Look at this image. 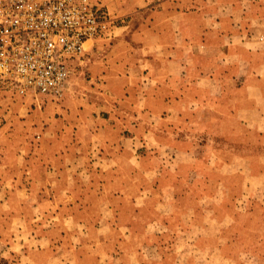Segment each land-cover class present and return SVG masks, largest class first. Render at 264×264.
Returning <instances> with one entry per match:
<instances>
[{
    "label": "crops",
    "instance_id": "0c3cea01",
    "mask_svg": "<svg viewBox=\"0 0 264 264\" xmlns=\"http://www.w3.org/2000/svg\"><path fill=\"white\" fill-rule=\"evenodd\" d=\"M103 4L113 37L92 45L59 105L21 119L10 115L20 100L0 101L1 118L27 127L0 129L20 144L12 181L44 189L28 210L48 203L76 219L64 228L107 240L61 244L74 262L52 245L46 264H172L185 229L204 248L239 232L241 217L259 226L264 0Z\"/></svg>",
    "mask_w": 264,
    "mask_h": 264
},
{
    "label": "rangeland",
    "instance_id": "374dc122",
    "mask_svg": "<svg viewBox=\"0 0 264 264\" xmlns=\"http://www.w3.org/2000/svg\"><path fill=\"white\" fill-rule=\"evenodd\" d=\"M97 2L105 7L103 0H97ZM108 16L111 17L109 14ZM111 19L114 18L111 17ZM119 20L118 18L117 21ZM113 26L115 27V23L112 24V28ZM112 28L101 40H109L113 37ZM63 99L54 103L59 105ZM1 100H9L12 104L20 100L21 104L10 107V115L21 119L30 115L31 111L29 110H34V107L40 111L47 101L40 98L18 97L9 89L0 86ZM1 108L2 105H0ZM20 120L16 122L13 120L5 121L0 116V129L3 126H8V129L14 128L15 131H20V128L26 129V126H20ZM16 145L19 146L20 144L15 138L4 139L0 136V264H46L48 249L52 245L58 246V248L53 249L57 253L54 255H63L64 259L73 261L72 251L62 250L61 244L64 245V248H68L69 240L76 244L80 242L92 243L94 240L107 242L105 237L98 239L94 234L84 236L73 231V227L64 228L72 223V219H76L56 217L58 211L54 212L48 203H42L39 209L28 210L29 201L26 202L28 194L31 193L32 204L38 207L36 204L38 197L35 194L37 193L38 196L40 189L42 192L44 189L40 188L39 185L29 186L28 181H12L13 174H16L13 169L14 165L20 169L19 176L23 174V162L14 160L15 151L13 152V148ZM6 151L11 152L7 155V159L2 154ZM4 164H9L11 168H4ZM260 181H264L263 176H261ZM260 213L264 215L263 210ZM30 214L34 216H30ZM263 215L259 219L260 225L253 229L255 224L249 225L248 217H241L242 229L240 228L239 232L227 233L225 239L220 238L218 248L215 247L216 242H214V246L207 245L204 248H199V234L196 231L188 233L189 231L185 229L184 233L180 234L175 241L176 249H178L176 250L177 255L168 261H171L172 264H264ZM148 253L150 258L158 257L154 250H149Z\"/></svg>",
    "mask_w": 264,
    "mask_h": 264
},
{
    "label": "built area",
    "instance_id": "2783aa9c",
    "mask_svg": "<svg viewBox=\"0 0 264 264\" xmlns=\"http://www.w3.org/2000/svg\"><path fill=\"white\" fill-rule=\"evenodd\" d=\"M114 19L97 0H0V86L59 102Z\"/></svg>",
    "mask_w": 264,
    "mask_h": 264
}]
</instances>
